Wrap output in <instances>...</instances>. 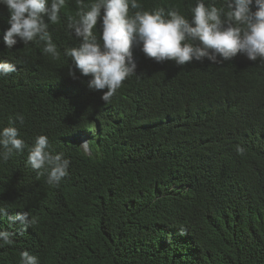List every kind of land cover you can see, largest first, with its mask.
<instances>
[{
    "label": "trees",
    "instance_id": "trees-1",
    "mask_svg": "<svg viewBox=\"0 0 264 264\" xmlns=\"http://www.w3.org/2000/svg\"><path fill=\"white\" fill-rule=\"evenodd\" d=\"M140 2L189 19L195 4ZM74 10L70 3L50 26L60 52L53 59L43 44L8 50L0 6V62L16 67L0 79V128L20 113L25 123L15 126L27 145L46 135L71 161L54 186L26 166L27 149L0 162V227L15 235L0 264H21L24 251L40 264H264V64L237 54L178 67L134 48L138 76L106 104L107 89L67 75L63 50L78 42L66 14ZM79 136L93 141L90 155ZM26 212L33 227L8 225V215Z\"/></svg>",
    "mask_w": 264,
    "mask_h": 264
},
{
    "label": "clouds",
    "instance_id": "clouds-1",
    "mask_svg": "<svg viewBox=\"0 0 264 264\" xmlns=\"http://www.w3.org/2000/svg\"><path fill=\"white\" fill-rule=\"evenodd\" d=\"M70 3L75 10L66 14L65 30L78 43L63 50L71 61L67 75L73 80L88 77L89 90L107 89L101 96L106 104L129 77L138 76L134 48L157 63L172 61L178 67L205 59L221 65L237 54L264 64V0H219L220 6L217 0H195L189 8L191 19L176 7L146 10L140 0H0L8 12L9 27L3 34L6 48L11 50L18 42L24 47L43 44V54L58 59L60 52L50 26L61 24V13ZM15 72L14 64L0 62V79ZM17 122L21 126L25 123L20 113L15 120L9 119V126L0 128V162L6 163L27 149L26 166L38 177L46 175L47 184L58 185L69 174L70 159L62 152H53L46 135L36 136L34 143L27 145L15 126ZM79 137L83 141L78 147L90 155L93 141ZM236 151L243 155L245 149L237 145ZM0 215H7V209L0 207ZM7 222L10 227L18 222L27 230L36 220L26 212L8 215ZM14 236L0 227V248L14 244ZM20 261L40 264L28 251L20 254Z\"/></svg>",
    "mask_w": 264,
    "mask_h": 264
},
{
    "label": "rangeland",
    "instance_id": "rangeland-1",
    "mask_svg": "<svg viewBox=\"0 0 264 264\" xmlns=\"http://www.w3.org/2000/svg\"><path fill=\"white\" fill-rule=\"evenodd\" d=\"M78 141H79V143H80V141H83V140H82V137H79V138H78Z\"/></svg>",
    "mask_w": 264,
    "mask_h": 264
}]
</instances>
